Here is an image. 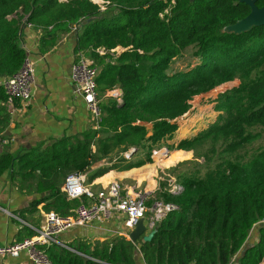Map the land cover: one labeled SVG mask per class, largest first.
<instances>
[{
  "label": "trees",
  "instance_id": "16d2710c",
  "mask_svg": "<svg viewBox=\"0 0 264 264\" xmlns=\"http://www.w3.org/2000/svg\"><path fill=\"white\" fill-rule=\"evenodd\" d=\"M103 2L101 10L91 0H0V79L21 68L26 51L20 34L28 22L43 29L41 43L47 47L75 27V52L97 67V90L121 91L120 101L100 99L99 128L17 154L0 153V178L7 173L39 195L21 212L32 213L41 204L46 212L71 214L79 201L67 200L60 189L67 174L83 172L91 183L111 170L152 163L153 149L167 145L163 141L178 128L175 119L189 110L194 96L234 79L239 84L217 97L216 109L222 112L214 122L171 146L192 151L193 159L172 167L184 191L161 193L177 209L154 225L149 241L114 235L63 242L61 233L58 240L65 246L45 248L50 262L229 264L234 258L232 264H262L264 224L258 222L264 220V152L247 161L238 153L264 130V25L240 34L225 31L250 12L240 0ZM255 4L260 8L264 0ZM184 52L196 63L174 68ZM9 121L0 84V131ZM114 157L116 163H110ZM104 159L107 164L92 169ZM22 230L26 237L34 234L27 226ZM251 232L256 238L249 240Z\"/></svg>",
  "mask_w": 264,
  "mask_h": 264
},
{
  "label": "crops",
  "instance_id": "0c3cea01",
  "mask_svg": "<svg viewBox=\"0 0 264 264\" xmlns=\"http://www.w3.org/2000/svg\"><path fill=\"white\" fill-rule=\"evenodd\" d=\"M81 25L82 23L79 27ZM75 29L72 27L69 32L57 35L55 44L47 47L46 42L41 43L44 33L41 27L34 24L22 27L21 46L33 62L34 83L31 88V99L28 102H17L15 110L10 114L8 126L0 131V153L9 151L12 154H17L38 145L51 144L63 136L80 135L93 127L92 118L86 110L82 98L75 93L70 76L71 65L78 54L75 52L77 37ZM179 130L178 126L174 133L175 138L171 139L173 140L172 145L194 135V133L179 135ZM2 140L6 142L2 143ZM174 153H182L185 158L190 156L184 150H169V154ZM130 155L126 156L130 158ZM151 157L152 163L127 171L111 170L107 172L91 182L92 188L97 189L106 186L111 181H118L120 184L133 186L136 189L151 190L150 201L160 198L162 193L160 187L164 185L160 180V162L156 160L155 156ZM116 160L117 157H114L113 162L110 163H116ZM107 163L104 159L95 163L92 169ZM37 196L39 195L32 190H27V188L12 182L7 173L0 178V245L17 241L18 237L25 238L26 232L22 230L23 226L30 228L38 227L41 224L42 213L46 212L42 209L41 204L32 213L21 212L29 207L31 200ZM149 215L147 212L143 219L145 225L143 235L153 230L149 227ZM123 221V214L114 213L110 218L94 222L91 226L68 229L61 234L59 240L68 242L75 238H82L89 242L103 241L114 235H122L125 231ZM253 234L251 233L252 236H254ZM251 235L249 240L252 238ZM255 238L256 236H254ZM139 258L142 260L140 253ZM30 263L26 252H21L18 257L0 258V264ZM140 264H144L143 261Z\"/></svg>",
  "mask_w": 264,
  "mask_h": 264
},
{
  "label": "built area",
  "instance_id": "2783aa9c",
  "mask_svg": "<svg viewBox=\"0 0 264 264\" xmlns=\"http://www.w3.org/2000/svg\"><path fill=\"white\" fill-rule=\"evenodd\" d=\"M23 24L32 25L28 22ZM117 50L120 51V49ZM97 72V67L92 65L91 61L81 53L71 65L70 70L74 91L84 101L86 110L92 118L93 127L96 129L99 128L101 119L100 98L96 82ZM33 83L34 66L26 54L21 68L11 77L2 78L0 81L4 88L9 114L15 110L16 100L28 102L31 99ZM104 96L120 101L121 91L113 88L107 91ZM5 142L2 140V143ZM168 154V149L160 145L153 149L151 156L162 158L167 157ZM92 186L91 183H87L86 175L82 172L67 174L60 189L67 200L79 201L77 207L66 216L59 215L54 211L43 212L41 224L38 227H30L34 232L32 236L10 244L0 245V258L18 257L21 252H26L31 264H52L45 248L53 243L65 246L58 240V236L68 229L91 226L94 222L110 218L114 213H120L124 215L125 231L122 235L130 240V232L140 220L145 218L147 212L150 214L148 217L149 227L153 229L154 225L168 212L177 209L176 204L159 199L153 200L148 205L147 201L152 193L149 189H136L133 186L120 184L118 181H111L106 186L97 189H93ZM175 191L178 190L171 189L168 192ZM261 222L264 220L258 223ZM234 260L233 258L229 264H232Z\"/></svg>",
  "mask_w": 264,
  "mask_h": 264
},
{
  "label": "rangeland",
  "instance_id": "374dc122",
  "mask_svg": "<svg viewBox=\"0 0 264 264\" xmlns=\"http://www.w3.org/2000/svg\"><path fill=\"white\" fill-rule=\"evenodd\" d=\"M91 1L100 5L101 10L106 8L104 6L103 0H91ZM195 63H196V58L191 57L188 52H184L182 56L177 57L173 61L174 68H178V69H184L189 64L190 66H192ZM238 84H239V80L234 79L232 81L225 82L222 85L206 93L194 96L189 102L190 103L189 110L184 115L175 119L178 126L180 127L178 134L179 135H184L185 133H187L186 135L190 133L195 134L196 132L206 128L208 125L214 122L217 119L218 115L222 112L221 110L216 109L217 97L222 92L234 86H237ZM97 92L99 94L100 99H105L103 98L104 95L101 91L97 90ZM174 133L172 134L171 137L165 138V140L163 141L165 144L169 146L168 147L167 145H164L165 147L167 146L166 147L167 149L169 148L168 151L174 150L171 147L172 141H173L171 139L173 137L175 138ZM187 152L190 155L188 158H185V156H182V153L168 154V157H162V158L155 157L156 160L160 162L159 163L160 170H161L160 180L164 183L163 187L162 186L160 187L161 192H166L169 195L176 196L184 191L183 186L177 182L176 180L177 178L175 174L172 173L171 169L172 167L175 166V164H178L180 162L190 161L193 159L192 151H187ZM261 152H264V130L261 132V134H259V136L255 140H253L249 144H246V146H244L243 149L239 151L238 155H240L241 156L240 158H242L240 159V161H247L259 155ZM177 159L179 160L175 162ZM173 162H175V164H173ZM168 184H172V185H168ZM171 189H177L178 191L169 193L168 191ZM156 199L165 201V197H163V195H161L160 198H156ZM153 200L150 201L149 199L147 203L150 204ZM260 224H264V222H261ZM256 230H257V226L254 227L253 232H255ZM251 237L253 238L252 235ZM263 262H264V259H263ZM263 262L262 264H264Z\"/></svg>",
  "mask_w": 264,
  "mask_h": 264
},
{
  "label": "water",
  "instance_id": "95a60500",
  "mask_svg": "<svg viewBox=\"0 0 264 264\" xmlns=\"http://www.w3.org/2000/svg\"><path fill=\"white\" fill-rule=\"evenodd\" d=\"M256 0H240V2L245 3L250 7V12L244 18L238 20L232 25L225 27L226 32H233L235 34H240L242 32L249 31L254 26L264 25V6L257 7L255 4ZM134 149H130L129 153L131 154ZM145 230V225L143 220H140L133 231L130 232L129 237L132 242H135L139 237L142 236L144 241H149L155 233V229L150 231L148 234L143 235Z\"/></svg>",
  "mask_w": 264,
  "mask_h": 264
}]
</instances>
